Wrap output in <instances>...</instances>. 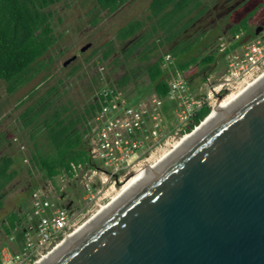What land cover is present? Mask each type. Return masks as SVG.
<instances>
[{"label": "rangeland", "instance_id": "374dc122", "mask_svg": "<svg viewBox=\"0 0 264 264\" xmlns=\"http://www.w3.org/2000/svg\"><path fill=\"white\" fill-rule=\"evenodd\" d=\"M149 1L127 0L114 13L100 10L94 0H62L52 4L48 10L52 12L51 25L57 40L34 66L30 81L9 95L0 80V153H7L15 158L14 169L17 172L15 179L6 188L4 203L0 209V224L10 212L17 213L20 219V225L10 236L0 227V262L3 256L20 252L27 237L35 238L33 225L27 223L32 211L34 191L40 190L55 207L66 210L71 216L66 235L59 241L61 243L67 235L75 232L98 214L102 207L108 205L136 173V169H146L154 164L188 134H183V130H177L176 126L177 116L174 111L181 101L158 99L142 69L125 87L116 88L115 85L132 67L128 64L130 59H125L126 44L115 43V32L130 19L145 16ZM262 1H207L206 11L184 33L183 39L203 34L199 36L200 41L190 54L193 56L210 54L216 49L220 52L227 50V53L211 66L207 85L194 77L193 73L197 71L195 66L181 73L188 84V78H192L187 92L181 94L183 99H200L207 86H216L221 82L227 69V56L231 53L242 54L244 50V38H231L228 33L230 26ZM263 24L264 4L250 20L251 29ZM107 41H114L115 51L108 59L101 60L106 51L103 45ZM86 44L88 47L81 51ZM169 48L170 46L165 45L156 55L167 52ZM68 59L70 60L63 65ZM263 72L264 67L252 71L234 87L226 90L225 94L219 93L210 98L208 105L212 109L225 96L239 91ZM168 76L169 79L174 77L170 70ZM95 82L101 90L112 85L114 97L105 111L99 112L88 122L91 129L85 134V139L93 166L82 168L74 178L59 176L54 181H49L29 162L33 149L30 137L32 127L24 126L28 118L27 112L44 96L46 102L51 101L56 108L65 106L81 110L97 94ZM52 88L57 89L48 95ZM130 107L142 108L147 112L144 116L145 123L126 136L128 144L135 143L137 147L132 156L125 157L113 148L104 150L100 146L104 141L100 134L102 129H106L104 122L125 119L123 109ZM153 112L159 114L158 127L151 120L150 113ZM112 128L111 131L122 129L118 126ZM105 134L110 144L111 134ZM47 252L43 255H47ZM43 255L36 258L35 262Z\"/></svg>", "mask_w": 264, "mask_h": 264}, {"label": "water", "instance_id": "95a60500", "mask_svg": "<svg viewBox=\"0 0 264 264\" xmlns=\"http://www.w3.org/2000/svg\"><path fill=\"white\" fill-rule=\"evenodd\" d=\"M154 169L43 264H264V80Z\"/></svg>", "mask_w": 264, "mask_h": 264}, {"label": "trees", "instance_id": "16d2710c", "mask_svg": "<svg viewBox=\"0 0 264 264\" xmlns=\"http://www.w3.org/2000/svg\"><path fill=\"white\" fill-rule=\"evenodd\" d=\"M62 0H0V80L4 83L5 92L13 94L25 86L32 78V70L41 58L54 45L57 38L51 25L52 12L48 8ZM100 10L109 13L117 11L127 0H94ZM208 0H150L145 16L133 18L119 27L115 32V43L126 44L125 59H130L129 71L115 83L122 88L136 77L139 69L143 70L158 99H165L168 93L169 70L184 73L195 66L193 73L203 83L211 66L223 59L225 53L218 49L202 56L190 55L199 36L183 39L184 33L206 11ZM264 4L247 11L237 22L233 23L228 33L231 38L242 39L251 34L250 20L257 9ZM264 29V24L262 25ZM239 40V41H240ZM114 41H107L103 48L101 60L108 59L115 51ZM165 45L170 46L167 52L156 55ZM171 54L174 61L164 66V56ZM154 58V60H152ZM190 79L189 84H190ZM96 86L97 94L81 110L67 107L56 108L46 102L45 96L29 108L24 126H31L30 135L32 151L29 162L38 169L43 177L54 181L59 176L74 178L82 168H90L93 161L88 150L85 134L91 129L89 121L109 104L113 96V86L101 88ZM57 88H52L53 94ZM225 94L224 91L220 95ZM211 108L203 103L190 118L182 133H189L209 114ZM15 158L7 153H0V209L3 206L6 188L15 179ZM33 228L36 219L27 220ZM20 225L17 213L10 212L1 229L7 236L12 235Z\"/></svg>", "mask_w": 264, "mask_h": 264}, {"label": "built area", "instance_id": "2783aa9c", "mask_svg": "<svg viewBox=\"0 0 264 264\" xmlns=\"http://www.w3.org/2000/svg\"><path fill=\"white\" fill-rule=\"evenodd\" d=\"M235 38H238L236 36ZM242 54L231 53L227 56V69L219 84L216 86H207L206 91L200 99L186 98L183 99L181 94L187 92L189 88L188 81L180 72H175V75L168 82V93L165 100L174 101L180 100L181 103L175 109L174 113L177 116V130L186 128L190 118L196 113L197 109L214 95H218L222 91H226L235 84L239 83L245 76H248L252 71H257L264 67V29L254 38L244 43ZM175 59L171 54L164 56V66L173 62ZM209 78L204 81L208 84ZM103 91V90H102ZM215 91V92H214ZM114 96H112L111 100ZM109 101V104H110ZM103 106L100 112L107 109L108 105ZM125 119L117 118L111 122H104L106 129H102L100 134L103 142L100 146L104 150L115 149L120 155L125 157L132 156L133 150L136 149L135 143L128 144L126 136L138 129L144 122V116L147 110L142 108H126L123 109ZM151 120L155 126H159V114L157 112L150 113ZM143 123V124H144ZM118 126L111 131L112 127ZM112 128V129H111ZM195 128V127H194ZM111 134L110 144L107 134ZM32 211L28 219H36L34 227L35 238L27 237L22 250L15 254L3 256L0 264H29L35 262V259L42 256L49 249L55 248L60 242V239L66 235V232L71 223V216L62 208L55 207L41 192L36 190L32 193ZM59 242V243H58ZM58 243V244H57ZM49 251L47 252V254ZM44 256V255H43Z\"/></svg>", "mask_w": 264, "mask_h": 264}, {"label": "bare ground", "instance_id": "6f19581e", "mask_svg": "<svg viewBox=\"0 0 264 264\" xmlns=\"http://www.w3.org/2000/svg\"><path fill=\"white\" fill-rule=\"evenodd\" d=\"M264 80V72L259 75L257 78H254L253 81L247 83L243 88H241L239 91L230 93L227 96H225L219 103H217L211 111V115L202 123L200 127H198L192 134L183 136L177 144L173 146L172 150H175V148H179L188 140H191L195 135L199 134L206 126H208L211 122H213L217 117H219L222 113H224L228 108H230L233 104H235L244 94H246L249 90L256 87L258 84H260ZM171 150V151H172ZM170 151V152H171ZM168 152L167 154H169ZM167 154H164L158 161H156L154 164L149 166L146 169H136L134 175L130 177V179L127 180V182L123 185V187L120 188V190L117 192V194L114 196L113 199H111V202H115L122 198L126 193H128L130 190H132L135 186H137L140 182H142L145 178H147L155 169L156 166H158V163L161 162L163 158L167 156ZM110 202V201H109ZM111 204V203H110ZM109 205H106L101 208V210L96 214L93 218L95 219L99 214L104 212L106 208ZM97 213V212H96ZM91 221H88L78 229H76L75 232L67 235L61 243H59L51 252H49L47 255L43 256L39 261H37L35 264H43L46 262V260H49L56 252L62 250L77 234L82 230V228H85L88 226V224Z\"/></svg>", "mask_w": 264, "mask_h": 264}, {"label": "flooded vegetation", "instance_id": "af4514ba", "mask_svg": "<svg viewBox=\"0 0 264 264\" xmlns=\"http://www.w3.org/2000/svg\"><path fill=\"white\" fill-rule=\"evenodd\" d=\"M257 27H258V26H257ZM257 27H253V28H252V31L254 32V31L256 30ZM262 30H263V28H262ZM262 30H261V31H262ZM261 31H260V33H261ZM250 35H251V34H250ZM245 37H246V35H245L243 38H245ZM243 38H242V39H243ZM249 38H250V37H249ZM249 38L246 40V42L249 41Z\"/></svg>", "mask_w": 264, "mask_h": 264}]
</instances>
